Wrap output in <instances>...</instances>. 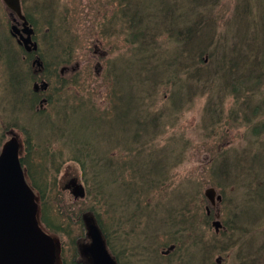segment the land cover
Segmentation results:
<instances>
[{"label":"trees","instance_id":"1","mask_svg":"<svg viewBox=\"0 0 264 264\" xmlns=\"http://www.w3.org/2000/svg\"><path fill=\"white\" fill-rule=\"evenodd\" d=\"M72 1L20 0L38 44L36 56L16 45L8 34L10 21L0 23L1 30L4 29V35H0V97L5 101L4 105L0 98V113L9 115L12 121H1L0 150L7 139L16 136L14 130L20 129L21 137L16 136L20 141V163L37 196L41 225L60 241L61 264H80V245L86 240L88 221L95 223L114 253V241L126 246L122 240L138 226L140 215L154 222L158 210L165 207L161 223L168 228L176 226L178 214L185 224L188 216L189 220L196 219L197 210L192 209L195 195L183 194L176 206L165 203L157 205L161 207L156 212L150 210V200L168 188L172 170L182 163L188 147L176 135L165 138V146L159 139L196 99L206 100L202 112L206 121L204 139H209L214 130L207 128L225 118L226 96H231L235 103L228 117L237 122L236 118L242 115L243 125L252 134L250 143L264 133V122L260 120L264 116V50L258 46V40L264 46V37L258 35L264 23V8L256 15L246 13L248 1L244 0L245 11L242 22L239 21L242 38L234 36L229 44L228 37L222 34V40L214 47L209 33L207 45L194 52L186 46L187 42L211 24L210 15L199 14V22H193L194 16L199 9L213 13L208 6L194 5L189 22L168 0V6L159 2L162 8L165 6L163 10L149 12L138 0H108L111 3H102V20L108 23L94 27L88 16L84 21L91 24L95 36L105 41L119 38L121 32L114 28H121L124 46L118 52L115 45L110 46L107 55H96L99 71L96 68L92 72L76 60L79 36L73 30L76 9L73 15L69 13ZM83 6L89 14V4ZM112 7L116 11L109 19ZM175 18L179 19L177 30L172 28ZM183 23L186 24L181 26ZM199 23L204 25L201 30L197 28ZM165 45L173 48L164 49ZM203 55L209 61H202ZM35 57L42 65L37 73L32 68ZM44 83L46 89L33 91L34 85ZM159 94L165 101L155 109ZM211 151L215 161L211 177L216 178L211 182L213 187L222 192L228 190L232 171L242 175L246 202L259 204L261 190L264 201V187H260L264 183V160L260 155L246 158L234 155L238 153L234 147L222 151V146ZM68 162L79 168L85 193L82 199H74L78 200L75 206L66 205L60 187V174ZM230 163L235 166L231 171L226 169ZM203 213L208 221L209 207ZM237 213L226 212L227 221H234ZM217 229L216 234L233 228L220 223Z\"/></svg>","mask_w":264,"mask_h":264},{"label":"rangeland","instance_id":"2","mask_svg":"<svg viewBox=\"0 0 264 264\" xmlns=\"http://www.w3.org/2000/svg\"><path fill=\"white\" fill-rule=\"evenodd\" d=\"M68 0H66L67 2ZM139 4L147 12L151 10L158 11L162 8L159 2L167 4L165 0H138ZM169 3L175 4L176 12H180L186 15L187 21L190 22L192 19V10L194 5L202 4L200 6H208L212 9L213 13L210 14L207 10L200 11L197 10V14L194 16L193 22H199V14L210 15L208 18L211 22L210 26L202 34H197L193 40L187 42V47L194 52H197L204 48L207 36L211 33L213 38V46L215 47L218 42L222 40V34L228 37V43L230 44L234 36H238L239 39L243 36V27L239 23L242 22L243 13L245 11L244 0H168ZM247 3L246 13L256 15V13H261L264 8V0H245ZM72 11L69 13L73 15L76 9L75 22L76 26H73L76 35L78 34V47L79 51L76 55V60H79L80 66L90 69L93 72L96 68L99 71V64L95 60V56L107 55L110 50V46H114L117 49L123 47V39L125 38L122 33L123 30L119 27H115L114 31L121 32L120 37L117 39H111L105 41L104 39H99L92 32V26L89 22L84 21L87 16L90 21L98 24V26L103 27V24L108 23L106 20H102L105 7L102 8V3H111L108 0H80L82 6H79L78 0L72 1ZM89 4V14L87 9L83 5ZM78 5V6H77ZM167 4L166 6H168ZM77 6V7H76ZM214 6V7H213ZM236 8V10H235ZM235 10V12H233ZM110 11V10H109ZM115 8L112 7V11L109 12L108 17L111 19ZM234 16V17H233ZM15 15L11 13L0 1V23L3 22L7 24V21L18 23V28L21 27L19 22H15ZM233 18V19H232ZM164 20V19H163ZM187 23V22H186ZM183 23L181 26H183ZM179 24V19H174V24L172 28L177 30V25ZM209 25V24H208ZM162 26V25H159ZM175 26V27H174ZM204 25L199 23V30L203 28ZM10 27V26H9ZM90 28V29H89ZM232 28L236 29L234 32ZM261 30L258 31V35L264 37V23ZM1 30V27H0ZM4 30V29H2ZM0 31V35L3 31ZM9 31V29H8ZM9 34V33H8ZM6 34V35H8ZM4 35V34H3ZM223 35V36H224ZM162 37V36H161ZM258 46L260 50H264V46L261 47V41L258 40ZM40 43V42H39ZM161 46L163 45V37L159 40ZM173 46L169 45L164 47V49H172ZM113 50V49H112ZM122 53L119 51L118 55ZM97 58V57H96ZM209 58L207 55L202 56V61L207 62ZM36 68V66L34 67ZM129 75V72L126 73ZM3 79L0 78V86ZM226 100L223 104L224 117L221 123H216L211 127H208V131L211 132V137L209 139H204L205 136V119L202 114L205 105V98L196 99L193 105L190 106L188 110H183L178 116V121L174 127H170L166 134L159 139L161 145H166L165 138L171 135H176L182 140L188 143L187 150L185 152V158L179 166L172 170L171 180L168 183V188L162 189L161 195L155 197L153 200V206L151 211L156 212L159 207L164 206L165 203H173L175 206L177 202L180 201L181 197L184 195H195L193 198L192 209L197 210L195 212L196 219H190L188 216V221L185 224L181 218H178L180 214L177 215L175 219L176 226L168 228L165 223H161V219L164 218L163 210L165 207L158 210L157 216L152 222L148 220L144 214L140 215V222L135 229L129 230L128 238L122 240L128 245V253L130 252V258L123 264H168V258L172 261V256L167 258L160 257V252L165 251L169 246L175 245L179 246L180 253L177 252V256H181L184 260L183 264H260L264 263V201H263V190L260 192L261 199L258 203L250 205L246 202V189L244 184L241 182L242 175H236L235 172L231 170L234 169L233 163L227 165L226 169L230 170L228 179L230 180L227 184L229 189L223 192L212 186L211 182L216 181V178H212L211 170H213L214 152L211 148H216L222 146V151L228 149L229 147H234L238 153L234 155L246 157L247 155L257 154L261 156V160H264V133L259 137L254 143H250L252 140V134L248 128L243 125L242 115L236 118L237 122H234L228 117V112L232 106L235 105L231 96H226ZM1 98V97H0ZM155 109L163 106L165 99L162 94L156 96ZM1 100L5 101L3 98ZM255 101L252 100V103ZM1 111V110H0ZM239 113H241L239 111ZM227 115V116H226ZM229 118V119H228ZM2 119L6 123H12L11 117L0 113V128L2 124ZM24 120V119H23ZM261 122H264V116L260 118ZM25 121V120H24ZM23 121V122H24ZM22 122V121H21ZM32 125L36 127L35 121L32 120ZM3 127V126H2ZM203 128V129H202ZM203 130V131H202ZM18 135H20V129L14 130ZM204 132V133H203ZM16 134V136H17ZM15 137V136H14ZM21 137V135L19 136ZM210 150L207 152V150ZM244 151V152H241ZM241 152V153H240ZM232 153V152H231ZM247 158V157H246ZM231 162V161H229ZM235 171V170H234ZM264 177V173H261ZM72 179L80 181V171L75 164L68 162L64 165L60 174V187L63 189V200L66 202L67 206H75L78 200H74L71 193L64 189L65 185ZM79 182V183H80ZM264 187V183H260V187ZM208 187H213L216 191V195H222L225 202H217L214 206L204 197V191ZM158 195V193H157ZM258 200V199H257ZM161 206H157L160 205ZM238 205V206H236ZM209 207L211 213L208 216V221H205L203 210ZM190 208V205L189 207ZM181 208H179L180 211ZM234 211L238 212L234 221H227L226 212ZM255 222H251L253 220ZM180 220L183 223H180ZM217 221L222 224V227L231 226L233 229L229 231H220L215 233L212 222ZM226 222V223H224ZM153 224V225H152ZM185 225V226H184ZM184 228L180 230V228ZM176 231H181L178 235ZM74 234H77V230L74 229ZM174 235H177L174 238ZM65 239V238H64ZM55 242L57 239L54 238ZM115 243V241H114ZM174 243V244H173ZM115 247L122 248L125 246L124 243ZM124 247L123 251H125ZM114 248V246H113ZM133 253V255H132ZM66 255L68 259L71 258V252L68 246H66ZM168 255V254H167ZM177 259V257H176ZM122 263V262H121ZM55 264H59L56 256ZM175 264V263H171Z\"/></svg>","mask_w":264,"mask_h":264},{"label":"water","instance_id":"3","mask_svg":"<svg viewBox=\"0 0 264 264\" xmlns=\"http://www.w3.org/2000/svg\"><path fill=\"white\" fill-rule=\"evenodd\" d=\"M1 1L16 16L14 21L21 24L19 29L15 23L10 34L26 52H35L37 44L32 40L33 29L22 13L20 0ZM33 64L41 67L38 59ZM34 89L37 91L38 87ZM72 186V194L83 197L81 186ZM204 196L212 206L221 201L213 188L205 189ZM214 226L217 228L218 223ZM86 227L90 244L84 247L90 264H115L96 225L88 221ZM84 247L81 254L85 253ZM55 250L54 239L39 225L36 196L26 182L20 164L18 140L12 137L0 151V264H55Z\"/></svg>","mask_w":264,"mask_h":264},{"label":"flooded vegetation","instance_id":"4","mask_svg":"<svg viewBox=\"0 0 264 264\" xmlns=\"http://www.w3.org/2000/svg\"><path fill=\"white\" fill-rule=\"evenodd\" d=\"M29 54H33L34 56L37 55L34 53H29ZM32 66L35 67L33 62H32ZM37 91H39V90H37ZM66 188L69 190H72L73 189L72 183H71V185L66 186ZM212 226H214V223H212ZM117 242L118 241L116 240L114 243V253H112V257H113L115 264H123L124 261L126 262L130 258V252L128 253V245L126 246L125 251H123V249L119 248L118 246L115 247V245H118ZM88 244H90V240H89ZM87 245H85V246H87ZM179 248H180L179 246L177 247V246L171 245L165 251L160 252V257L167 258L169 256H172L174 258H172V261L170 258H168V264H171V263L183 264L182 260H184V259L181 256H177V252L180 253ZM83 250H85V253L79 255L80 264H90L89 259H88L89 256L87 255V252H86L87 250L85 249V247ZM132 255H133V253H132ZM176 257H177V259H176ZM126 264H128V263H126Z\"/></svg>","mask_w":264,"mask_h":264}]
</instances>
